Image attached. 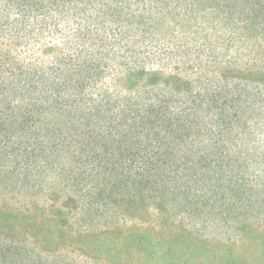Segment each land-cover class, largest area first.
Wrapping results in <instances>:
<instances>
[{"label":"trees","instance_id":"16d2710c","mask_svg":"<svg viewBox=\"0 0 264 264\" xmlns=\"http://www.w3.org/2000/svg\"><path fill=\"white\" fill-rule=\"evenodd\" d=\"M0 264H264V0H0Z\"/></svg>","mask_w":264,"mask_h":264}]
</instances>
